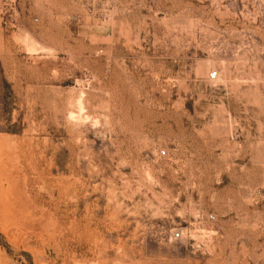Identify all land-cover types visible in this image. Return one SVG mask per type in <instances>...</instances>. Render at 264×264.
I'll return each instance as SVG.
<instances>
[{
    "label": "rangeland",
    "instance_id": "obj_1",
    "mask_svg": "<svg viewBox=\"0 0 264 264\" xmlns=\"http://www.w3.org/2000/svg\"><path fill=\"white\" fill-rule=\"evenodd\" d=\"M0 264H264V0H0Z\"/></svg>",
    "mask_w": 264,
    "mask_h": 264
},
{
    "label": "built area",
    "instance_id": "obj_2",
    "mask_svg": "<svg viewBox=\"0 0 264 264\" xmlns=\"http://www.w3.org/2000/svg\"><path fill=\"white\" fill-rule=\"evenodd\" d=\"M209 76L211 78H214L215 77V72L214 71L213 72H210ZM161 153H163V151ZM209 217L212 218V215H210ZM180 236H181V233L180 232H175L174 233V237H180Z\"/></svg>",
    "mask_w": 264,
    "mask_h": 264
}]
</instances>
